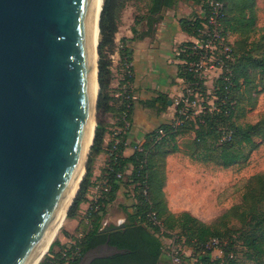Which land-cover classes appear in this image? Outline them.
Instances as JSON below:
<instances>
[{"label":"water","instance_id":"1","mask_svg":"<svg viewBox=\"0 0 264 264\" xmlns=\"http://www.w3.org/2000/svg\"><path fill=\"white\" fill-rule=\"evenodd\" d=\"M98 46L94 0H0V264H38L79 192L98 124ZM126 251L106 241L74 264Z\"/></svg>","mask_w":264,"mask_h":264},{"label":"trees","instance_id":"2","mask_svg":"<svg viewBox=\"0 0 264 264\" xmlns=\"http://www.w3.org/2000/svg\"><path fill=\"white\" fill-rule=\"evenodd\" d=\"M127 0H104L100 20V41L99 53V84L100 92L97 106V127L95 140L92 145L87 164V172L81 183L79 192L68 211V218H76L80 205L85 201L89 202L88 192L97 182L93 180V164L95 157L104 150L105 136L113 133L115 126L122 125V113L126 103L118 101L115 96L116 88L112 87L113 79L116 77L112 63L108 58L109 50L116 49L115 34L119 27V14L125 7ZM223 2L224 16L221 19L225 34L231 37L234 59L227 63L231 73L228 79L220 78L216 82L214 92V108L207 101L204 102L202 112L194 114L190 110L188 114L180 112V107L175 111L172 121L162 123L152 132L147 134L142 149L136 148L134 153L124 156L126 133H122V143L119 146L116 158L112 156L106 161L101 175L107 176L112 182V189L109 194L108 203H111L123 179L127 175L126 184H133V190L138 198L134 203L135 211L128 213L130 223L126 229L103 232L101 221L107 209L103 213L92 212L89 221L91 226L83 223V238H77L68 231L65 236L76 238L77 243L82 246L83 253L98 244L107 240L110 235V243L119 248L130 250L126 254H117L109 258L95 259L92 264H173L164 262L163 245L156 231H165L168 235L173 229H180L186 232L195 243L196 259L193 264H220L221 259H212L213 246L206 247L209 239L221 237L228 233V230H220L216 223H207L189 211L174 213L169 210L164 194L166 180L165 159L169 153L178 151V140L189 138L185 145L190 153L203 154L204 157L224 167H231L236 164L244 165L252 151L259 147L260 142L255 137L264 140V118L256 123L238 124L235 122V113L238 108L236 97L242 90V97L248 96L250 100L264 92V25L258 29V0H219ZM201 4L204 15L209 14L210 6L207 0H194ZM174 0H154V11H159L163 6L173 4ZM204 18L193 16L182 18L181 23L185 31L192 33L201 26ZM260 36L255 37L256 31ZM253 37V39H252ZM185 44V43H184ZM122 52L130 56V49L124 43ZM183 69V65H178ZM178 74H182L179 72ZM187 79L193 80L192 76L186 74ZM111 87V88H110ZM161 100L167 105L168 98L160 94L155 100ZM133 107L131 106V119H133ZM109 113L114 121H108ZM107 117V118H106ZM162 129V133L159 132ZM109 140L106 146L111 148ZM137 146V144L135 145ZM128 163L132 168L128 171ZM123 172V179L116 182L115 175ZM148 190L144 195L143 190ZM156 212L162 225H155L149 220L148 214ZM231 216H236L242 227L237 229L241 235L245 247L244 259L254 261L256 264H264V173H259L250 179L249 186L243 194V201L240 205H234L228 209L220 219L225 223ZM221 226V224H220ZM154 231H152V230ZM217 239V238H216ZM232 239V238H231ZM52 243L50 249L54 247ZM234 242H228L223 264H239V260L230 253ZM63 246V244H61ZM59 252H48L50 254ZM44 263H48L49 261ZM76 263V262H74ZM73 263V264H74Z\"/></svg>","mask_w":264,"mask_h":264},{"label":"crops","instance_id":"3","mask_svg":"<svg viewBox=\"0 0 264 264\" xmlns=\"http://www.w3.org/2000/svg\"><path fill=\"white\" fill-rule=\"evenodd\" d=\"M138 2L140 1H126L125 7L119 14V27L115 34L116 46L125 43L130 49L134 63V87L139 97L133 107V124L127 134L123 152L125 157L131 156L135 151V145L145 142L147 134L157 126L173 120L175 106L169 104V100H173L184 87L183 80L178 76L179 60L176 49L190 37L183 28L181 19L203 15L201 4L195 3L194 0H174L173 4L163 6L159 11L153 10L154 2L151 8L146 7L145 10L141 8L142 10L139 11ZM116 84L115 77L112 87L114 88ZM160 94L168 98L167 105L162 104L159 99L155 100ZM108 121H114L110 113ZM110 137V133L107 132L104 150L95 157L93 178L102 173L106 164V146ZM178 146L180 149L169 153L165 159L166 180L163 190L167 206L174 213L189 211L201 220L211 223L204 212L208 198L203 196L205 191L209 192V188L207 190L205 185L199 188L188 185L184 172H210L211 165L227 167L210 161L203 154L190 153L183 138L178 140ZM131 168L132 164L128 163V171ZM197 189H200L198 196H202L194 198L192 192ZM124 190H126L125 185H120L115 199L110 203L111 207ZM83 205L87 207L88 201ZM127 217L128 214L119 217L116 223L122 224ZM115 218L109 208L105 220L103 219L102 228H106V220ZM80 222L81 220L77 218L71 219L73 227H77Z\"/></svg>","mask_w":264,"mask_h":264},{"label":"built area","instance_id":"4","mask_svg":"<svg viewBox=\"0 0 264 264\" xmlns=\"http://www.w3.org/2000/svg\"><path fill=\"white\" fill-rule=\"evenodd\" d=\"M210 9L208 15L201 16L203 19L200 27L189 34V39L176 49V56L179 60L178 65H183L184 68H178L179 78L183 80L184 87L177 94L172 104L175 106V111L179 106L180 112L188 114L193 110L194 114L200 113L204 109V102L207 101L214 108V97L216 82L220 78L228 79L227 73L231 70L227 63L234 59L232 48L233 37L226 35L222 18L224 16L223 2L219 0H207ZM123 44H120L110 58L112 60V68L117 78L115 98L126 103V107L122 113V125L115 126L110 137L112 142L111 148L107 149V158L112 156L116 158L119 151V146L122 143V133L128 134L132 127L133 119H131V106L139 99L134 87V63L130 56L123 54ZM190 74L193 80H189L186 74ZM213 82V88L208 86L209 82ZM162 133V129H159ZM126 144V141L124 142ZM136 148L142 149V143L137 144ZM107 165V164H105ZM123 179V172H118L115 175V181L120 182ZM112 189V182L107 176L99 175L97 182L91 187L90 195L88 196V206L84 212L83 218L88 226H91L89 217L92 212L103 213L105 208H108L110 203L107 202ZM144 195L148 194V190H143ZM149 220L155 225H162L156 212L148 214ZM102 221V225H103ZM82 236V232L78 234ZM212 245L218 244L217 239L212 240ZM60 248L61 255L57 256L51 253L50 260L46 264H73L77 262L83 255V248L77 243L76 238L72 236L66 237V241L62 243ZM49 252V251H48ZM183 250H173V264H183Z\"/></svg>","mask_w":264,"mask_h":264},{"label":"rangeland","instance_id":"5","mask_svg":"<svg viewBox=\"0 0 264 264\" xmlns=\"http://www.w3.org/2000/svg\"><path fill=\"white\" fill-rule=\"evenodd\" d=\"M139 8L141 11L142 9H146V7L151 8L153 5L154 0H138ZM142 8V9H141ZM257 13H258V22L257 27L258 29L264 25V0H258L257 2ZM260 36V31L257 30L255 33V37ZM253 39V37H252ZM100 41V36H99ZM109 50L108 58L110 59L111 53L114 52V49L111 51V48H107ZM111 63L112 60L110 59ZM214 82V81H213ZM213 82L211 81L208 86L213 88ZM215 83V82H214ZM111 88V87H110ZM212 100H214V97L210 96ZM236 100H238V108L235 113V122L240 124L245 123H256L259 120L264 118V92H261L255 100H250L248 96L242 97V90L239 93V96L236 97ZM107 118V117H106ZM184 143L189 138H183ZM255 141H259L260 145L258 148H256L254 151L251 152L249 158L247 159L246 163L244 165L242 164H236L231 167L222 168L219 166L211 165L210 172H184V176L187 180V184L190 186H193L194 188H199L202 186H206V189L209 192L205 191L203 193V196L205 198H208V201L205 205V214L206 217L212 221L211 223H216L217 227L220 228V230L225 231L228 230V233L226 235H223L221 237H215L218 240V244L216 246H213L212 240L214 238H211L206 243V247L213 246L212 251V259L217 260L221 259L220 264H223V261L225 260V252L228 247V242H234V245L231 250V256L234 258H237L239 260V264H256L254 261L244 259V251L245 247L243 244V240L240 238L241 233L237 230L240 227H242L240 220L236 216H231L228 221L225 223H221L220 219L221 216L232 206L234 205H240L243 201V194L246 192L250 179L259 173H264V140H262L260 137H255ZM190 141V140H189ZM90 156V155H89ZM97 179L93 178V180ZM127 182V175L123 179V185H125L126 190L124 192L122 191L121 194H119L118 201L108 207L107 211L110 208L111 214L115 215V219H110V221L106 220V228L112 227L113 225L117 226L120 225L117 222V219L119 217L124 216L125 214H128L130 212L135 211L134 203L136 202V198L138 196L136 195V192L133 190L134 185L133 184H126ZM200 192V189H197V191L192 192V195L195 197H201L202 195L198 196V193ZM90 195V190L88 192ZM132 193V194H131ZM87 195V196H88ZM87 207H84L83 203L80 205V209L78 212V216L76 217L78 220H81L79 225L77 227H73L71 223L72 218L65 217L61 227L59 228L57 235L55 236L53 242L54 247L52 249H49L51 252H59L61 248V244L66 241V237L64 235L65 231H68L71 235H75L77 238H83L84 229L86 230L84 224H87L85 222V219L83 218L84 212ZM106 214H104L103 217H105ZM104 218H102V221ZM101 221V226H102ZM104 223V222H103ZM121 223V222H120ZM130 218L127 217L125 219V222L122 224H129ZM221 224V226H220ZM88 226V224H87ZM101 229H103L101 227ZM152 230V229H151ZM154 231V230H152ZM82 232V236H78V234ZM155 234L160 238L163 245V261L171 262L173 263V250H183L182 253V259L183 264H193L196 259L193 256L195 254L199 253L195 249V243L193 240H191V243L189 241V237L187 236L186 232H183L180 229H173L170 231V233L167 235L165 231H156ZM232 238V239H231ZM214 250H216L214 252ZM48 258V252L44 255V257L41 259V261L38 264H45L44 262ZM49 261V260H47Z\"/></svg>","mask_w":264,"mask_h":264},{"label":"bare ground","instance_id":"6","mask_svg":"<svg viewBox=\"0 0 264 264\" xmlns=\"http://www.w3.org/2000/svg\"><path fill=\"white\" fill-rule=\"evenodd\" d=\"M102 5H103V0H94V40H95V46H96L97 40L99 38V25L98 24H99L100 12H101V9L103 7ZM96 58H97V56L95 54V61H96ZM97 91H98V84L95 85V93H97ZM94 124H95V122L93 121L92 126H91L90 135H89V144L92 142V138H93V134H94ZM65 217H66V212H65V210H63L58 217V220H57L56 225L53 229L52 235L49 238L47 244L45 245V249H44L43 253L47 252L49 244L52 242V240H54L55 236L57 235V232H58L59 228L61 227ZM38 260L34 264H37Z\"/></svg>","mask_w":264,"mask_h":264},{"label":"flooded vegetation","instance_id":"7","mask_svg":"<svg viewBox=\"0 0 264 264\" xmlns=\"http://www.w3.org/2000/svg\"><path fill=\"white\" fill-rule=\"evenodd\" d=\"M120 225H122V224H120ZM120 225H117L118 228H116L115 230H123V231H124V230L126 229V226H125V227H119ZM115 226H116V225H115ZM112 227H113V226H112ZM109 228H111V227H109ZM111 231H114V230H110V231H108V232H111ZM106 241H108V242L110 243V235H108ZM106 241H105V242H106ZM110 244H112V243H110ZM113 245H115V244H113ZM127 252H130V250L127 249V251H126L125 253H116V254H114V255H110V256H108V257H103V258L113 257V256H115V255H117V254H126ZM147 264H150V263H147ZM157 264H160V262L157 263Z\"/></svg>","mask_w":264,"mask_h":264}]
</instances>
